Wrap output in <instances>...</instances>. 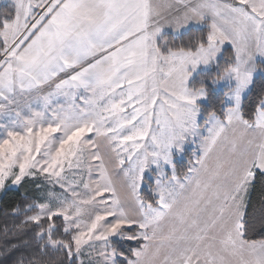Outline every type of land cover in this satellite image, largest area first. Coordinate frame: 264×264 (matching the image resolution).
I'll return each instance as SVG.
<instances>
[{
  "label": "snow or ice",
  "instance_id": "obj_1",
  "mask_svg": "<svg viewBox=\"0 0 264 264\" xmlns=\"http://www.w3.org/2000/svg\"><path fill=\"white\" fill-rule=\"evenodd\" d=\"M0 264H264V0H10Z\"/></svg>",
  "mask_w": 264,
  "mask_h": 264
},
{
  "label": "rangeland",
  "instance_id": "obj_2",
  "mask_svg": "<svg viewBox=\"0 0 264 264\" xmlns=\"http://www.w3.org/2000/svg\"><path fill=\"white\" fill-rule=\"evenodd\" d=\"M9 2H10V0H0V5H3V6H4V5H5V6L7 5V6H8ZM190 152H191V148H190V146H189L186 155H185L184 157H178V158H177L178 164H179L180 166H183L184 164H186V162H187V155H190Z\"/></svg>",
  "mask_w": 264,
  "mask_h": 264
},
{
  "label": "trees",
  "instance_id": "obj_3",
  "mask_svg": "<svg viewBox=\"0 0 264 264\" xmlns=\"http://www.w3.org/2000/svg\"><path fill=\"white\" fill-rule=\"evenodd\" d=\"M6 8H7V5L6 6L0 5V11L4 10ZM256 195L258 196V193ZM14 197H15V192L10 193L8 198H14Z\"/></svg>",
  "mask_w": 264,
  "mask_h": 264
}]
</instances>
